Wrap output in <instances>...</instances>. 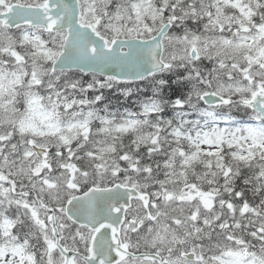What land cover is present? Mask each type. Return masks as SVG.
Segmentation results:
<instances>
[{
    "label": "snow or ice",
    "instance_id": "snow-or-ice-1",
    "mask_svg": "<svg viewBox=\"0 0 264 264\" xmlns=\"http://www.w3.org/2000/svg\"><path fill=\"white\" fill-rule=\"evenodd\" d=\"M0 264H264V0H0Z\"/></svg>",
    "mask_w": 264,
    "mask_h": 264
}]
</instances>
